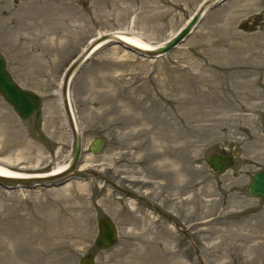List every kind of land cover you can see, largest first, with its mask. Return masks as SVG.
<instances>
[{"label":"rangeland","instance_id":"rangeland-1","mask_svg":"<svg viewBox=\"0 0 264 264\" xmlns=\"http://www.w3.org/2000/svg\"><path fill=\"white\" fill-rule=\"evenodd\" d=\"M209 1L0 0V55L40 97L21 120L0 96V160L28 175L66 165L74 138L62 84L91 40L122 33L157 46ZM68 89L77 165L42 185H0V264H79L86 254L94 264H264V201L247 194L264 170V0L216 3L159 58L110 43ZM234 152L225 173L207 164ZM158 156L180 168L164 187L151 179L169 171ZM142 215L145 228L166 231L160 248L136 240L144 227L130 219ZM103 217L117 230L108 250L94 246Z\"/></svg>","mask_w":264,"mask_h":264},{"label":"water","instance_id":"water-1","mask_svg":"<svg viewBox=\"0 0 264 264\" xmlns=\"http://www.w3.org/2000/svg\"><path fill=\"white\" fill-rule=\"evenodd\" d=\"M227 0H211L204 4V6L199 10V12L193 16L189 22L171 39L167 40L163 44L157 45L152 49H141L132 44H129L122 40V37L118 35L103 36L93 41L87 48L84 55L68 70L62 86V100L65 112L68 116L70 127L73 134V147L71 159L68 162L64 170L45 175H36L25 178H13L9 176L0 175V185H19L23 187H29L31 184L42 185L46 182H51L56 179L63 178L67 175H70L74 172V169L77 165L80 150L81 142L78 130L76 128L72 111L70 108V102L68 98V88L70 81L79 69V67L85 63L86 58L95 50L100 47L116 43L124 45L125 47L134 50L140 54L159 58L163 55L169 53L172 49L177 47L184 39L190 34L192 28L197 24L202 15L212 8L216 3H221ZM101 43V44H99ZM99 44V45H98ZM98 45V46H97ZM0 96L1 98L13 109L14 113L21 120L29 119L37 110L40 104V97L36 94H33L29 91L21 88L12 78L11 74L8 72L6 62L3 56L0 55ZM264 126V118H263ZM103 147V141L100 138L95 139L91 146L90 152L94 155L99 154ZM238 152L233 154H212L209 155L206 159L208 166L213 172L225 173L229 169L235 166L234 156ZM247 194L253 198H257L261 201H264V170H260L254 173L251 177L249 185L247 187ZM98 235L94 241V246L99 250H108L114 247L117 241V230L114 223L108 218L103 217L98 220ZM79 264H94V257L91 254L83 256L79 260Z\"/></svg>","mask_w":264,"mask_h":264},{"label":"bare ground","instance_id":"bare-ground-1","mask_svg":"<svg viewBox=\"0 0 264 264\" xmlns=\"http://www.w3.org/2000/svg\"><path fill=\"white\" fill-rule=\"evenodd\" d=\"M2 12H5V11H2ZM117 35L121 36L122 40H124L125 42H127L129 44H132V45H134V46H136L138 48H141V49H152L153 47H155V46L149 45L147 43H144V42H142V41H140V40H138L136 38L124 35L122 33H119ZM99 44H101V43H99ZM94 52L95 51H93L92 53H94ZM155 158H157V157H154L153 159H155ZM158 158L162 159V161L160 163L162 164V166L164 165L165 168L167 166L169 168V171L168 172L164 171V172L160 173L157 176L151 177V179H157L159 181L158 185H160L161 187H164V186H167V183L165 181V180H167V175L168 174H172L175 177H179L178 174L180 172V168L174 166L176 163L171 160L172 156H166V157H159L158 156ZM4 164H7V163L2 161V160H0V175L1 176H9V177H13V178H25V177H30V176H36V175L21 174V173H17V172L11 171ZM67 164L63 165V166H61V167H59L57 169H54L50 173L53 174V173H56V172L64 170V168L67 166ZM155 183H152V184H155ZM178 192H179V194L181 193V186L178 187ZM135 211H137V208H135ZM144 216L145 215H142L141 217H139V219H130V220L136 226H143ZM166 234H167L166 231H164V229H162V228H161V230L152 231L151 229L144 227L141 230V233L135 234V237H136V240L142 246H146V247L149 246V247H152V249H153V248H160L161 247V244L158 242V239L162 238Z\"/></svg>","mask_w":264,"mask_h":264},{"label":"flooded vegetation","instance_id":"flooded-vegetation-1","mask_svg":"<svg viewBox=\"0 0 264 264\" xmlns=\"http://www.w3.org/2000/svg\"><path fill=\"white\" fill-rule=\"evenodd\" d=\"M247 24H248V25H250V23H249V22H247Z\"/></svg>","mask_w":264,"mask_h":264}]
</instances>
